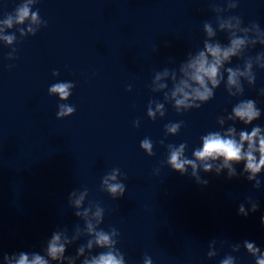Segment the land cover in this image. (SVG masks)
<instances>
[{
	"label": "clouds",
	"instance_id": "1",
	"mask_svg": "<svg viewBox=\"0 0 264 264\" xmlns=\"http://www.w3.org/2000/svg\"><path fill=\"white\" fill-rule=\"evenodd\" d=\"M37 0H22L12 13L0 19V40L5 45L14 46L17 43L16 32L20 38L35 36L41 27L47 25L39 14V9L33 11ZM239 6V0H224V6H219L213 0L211 10L215 13L214 21H205L202 26L204 40L202 47L195 52L188 51L178 69L164 67L155 72L150 84L152 93H162L163 102L149 100L147 117L155 121L166 114L165 105L170 103L177 113L199 109L212 100L216 90L223 83L229 97H243L245 82L249 87L256 84V69L264 70V51L250 54L257 46L264 48V29L256 21L245 24L243 18L231 13ZM16 29L9 33L8 29ZM218 33L226 36V43L217 39ZM7 59H15L16 48L11 47ZM239 63L233 65V61ZM170 62L173 59L170 58ZM54 70L52 76H59ZM171 84V87H169ZM75 84L72 81H57L48 88V94L59 98L57 119L72 116L76 109L74 105L65 103L72 95ZM131 91V86L127 89ZM264 96V88L260 89ZM262 116V110L254 99H238L231 112L217 117L219 131H209L200 137V146L191 152V158L186 155L187 142L178 146L167 144L166 165L181 175L188 174L197 184L207 186L209 181L200 176V172H214L220 176L225 170L226 178L243 177L252 183L254 189H260L264 172V126L254 124ZM231 122V123H229ZM236 122L244 125L238 130ZM183 121L169 122L164 126L165 137L175 136L180 132ZM140 121L133 122L139 127ZM228 125L225 128V125ZM250 127V131L248 128ZM164 144V140L160 141ZM140 148L148 156H153L154 145L150 138L145 137L140 142ZM242 167H239L241 166ZM239 167V171L237 170ZM119 168L112 169L101 179L100 190L106 192L113 200L123 198L126 185L122 182ZM88 189H73L67 197L68 205L73 209V215L82 221V227L77 223L69 234L67 227L56 228L42 246L41 252L20 251L9 255L2 254L3 264H127L125 255L117 247L119 231L115 227L105 230L101 227L104 222L105 208L98 202L88 200ZM87 200V204H86ZM258 200L248 199L238 205L237 214L247 218L259 210ZM264 227V214L260 218ZM75 255H66L67 249L80 240ZM217 241L213 239L208 245L207 258L213 259L218 255ZM223 242H221V247ZM241 246L254 260V264H264V250L255 241L245 239L241 243L231 245L232 253H239ZM101 250L95 252V250ZM235 255H225L219 264H236ZM142 264H153L149 255L143 257Z\"/></svg>",
	"mask_w": 264,
	"mask_h": 264
}]
</instances>
